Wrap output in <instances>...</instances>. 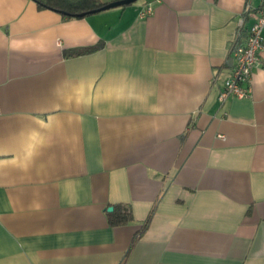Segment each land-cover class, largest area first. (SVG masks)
<instances>
[{
	"label": "crops",
	"instance_id": "1",
	"mask_svg": "<svg viewBox=\"0 0 264 264\" xmlns=\"http://www.w3.org/2000/svg\"><path fill=\"white\" fill-rule=\"evenodd\" d=\"M259 6L0 0V264H264V61L218 102Z\"/></svg>",
	"mask_w": 264,
	"mask_h": 264
},
{
	"label": "built area",
	"instance_id": "2",
	"mask_svg": "<svg viewBox=\"0 0 264 264\" xmlns=\"http://www.w3.org/2000/svg\"><path fill=\"white\" fill-rule=\"evenodd\" d=\"M152 8L147 6L141 11V16L150 15ZM235 61L234 69L224 80L219 92L218 102L223 105L229 98L245 99L250 94V79L253 69L264 61V0H260V6L254 22L248 29L247 36L233 49Z\"/></svg>",
	"mask_w": 264,
	"mask_h": 264
},
{
	"label": "trees",
	"instance_id": "3",
	"mask_svg": "<svg viewBox=\"0 0 264 264\" xmlns=\"http://www.w3.org/2000/svg\"><path fill=\"white\" fill-rule=\"evenodd\" d=\"M39 8L50 9L59 12L66 17L71 18H81L87 16L89 11L96 10L104 6L100 0H33ZM124 7V6H122ZM81 14H85L81 16ZM94 51L90 50H80L72 52V55H79L90 53ZM152 213L149 214L148 218L145 220L140 230L134 235L129 250L133 247L135 242L140 238L142 233L146 230ZM107 221L109 226L122 227L126 226L133 221L132 211L128 205H116L112 212H107Z\"/></svg>",
	"mask_w": 264,
	"mask_h": 264
},
{
	"label": "water",
	"instance_id": "4",
	"mask_svg": "<svg viewBox=\"0 0 264 264\" xmlns=\"http://www.w3.org/2000/svg\"><path fill=\"white\" fill-rule=\"evenodd\" d=\"M136 1L138 0H114L113 2L105 4L99 9L89 11L87 14H94V13H98L101 11L117 8V7L128 6V5L134 4ZM84 15L85 14H81V16H84ZM112 210H113L112 207L107 208V212H112Z\"/></svg>",
	"mask_w": 264,
	"mask_h": 264
},
{
	"label": "rangeland",
	"instance_id": "5",
	"mask_svg": "<svg viewBox=\"0 0 264 264\" xmlns=\"http://www.w3.org/2000/svg\"><path fill=\"white\" fill-rule=\"evenodd\" d=\"M136 2H138V1H136ZM136 2H135V3H136Z\"/></svg>",
	"mask_w": 264,
	"mask_h": 264
}]
</instances>
